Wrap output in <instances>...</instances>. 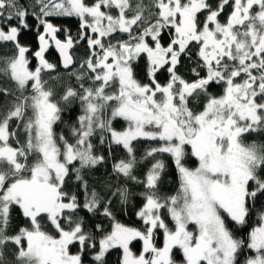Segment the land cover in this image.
I'll use <instances>...</instances> for the list:
<instances>
[{
  "label": "snow or ice",
  "instance_id": "snow-or-ice-1",
  "mask_svg": "<svg viewBox=\"0 0 264 264\" xmlns=\"http://www.w3.org/2000/svg\"><path fill=\"white\" fill-rule=\"evenodd\" d=\"M113 252L264 264V0H0V264Z\"/></svg>",
  "mask_w": 264,
  "mask_h": 264
},
{
  "label": "trees",
  "instance_id": "trees-1",
  "mask_svg": "<svg viewBox=\"0 0 264 264\" xmlns=\"http://www.w3.org/2000/svg\"><path fill=\"white\" fill-rule=\"evenodd\" d=\"M54 23L58 24V25H61L62 27H67L69 28L73 33L76 32L77 30V26H78V20L76 18H58V19H55L53 21ZM61 39H63V36L61 35ZM23 42L29 44L33 50L36 49L37 47V43H36V40H35V35L33 33H27L23 36ZM85 49H86V45L84 44H81L79 45L76 49H74V52L76 54V57L79 58V57H83L84 54H85ZM48 57L50 60H52L53 62H56V63H59V60L56 56V53H55V50L52 49L49 51L48 53ZM36 61L33 60V65H35ZM187 67H188V61H185L184 62V67L181 68V72H186L187 71ZM139 74H140V78L141 79H144L145 82L146 81V78H145V75H144V71H143V63H141V65L139 66ZM164 78L161 77V81L163 82ZM65 119H68L67 115L65 116ZM120 124H123V122H120ZM119 126V125H118ZM65 126L62 125V124H58L56 126V131L57 132H60L61 130H64ZM146 145H141V147H145ZM171 162L169 161V164ZM169 180L170 181H174L175 180V174L174 172L172 173V175L169 177ZM174 187V184H170L169 186V190H171V188ZM137 210V207L136 206H129L128 209L126 210V213H118L117 215V219L120 220L122 223H125L126 225H131V226H139L140 225V221L137 219L136 215H135V212ZM162 240H163V237L162 235L158 237L157 239V244L158 246H162ZM141 248V243L140 242H137L135 245H134V251H139ZM75 250V249H73ZM118 255L117 252H113L111 254V257H110V264H112V261H114L116 259V256ZM179 253H177V257L179 258Z\"/></svg>",
  "mask_w": 264,
  "mask_h": 264
},
{
  "label": "water",
  "instance_id": "water-1",
  "mask_svg": "<svg viewBox=\"0 0 264 264\" xmlns=\"http://www.w3.org/2000/svg\"><path fill=\"white\" fill-rule=\"evenodd\" d=\"M55 53H56V56H57V58H58V60H59V56H58V53L55 51Z\"/></svg>",
  "mask_w": 264,
  "mask_h": 264
}]
</instances>
